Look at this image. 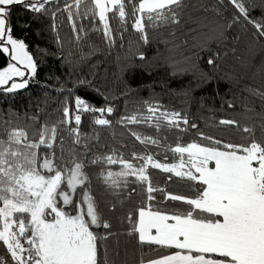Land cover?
I'll return each mask as SVG.
<instances>
[{
	"label": "snow or ice",
	"instance_id": "1",
	"mask_svg": "<svg viewBox=\"0 0 264 264\" xmlns=\"http://www.w3.org/2000/svg\"><path fill=\"white\" fill-rule=\"evenodd\" d=\"M228 3L236 12L227 27L243 19L253 26L257 39H264V16L256 19L250 15L254 5L248 0ZM222 5L223 0H217L212 10L219 14ZM16 6L49 16L61 47L58 29L66 14L70 43L82 60L98 50L92 33L100 34L109 48L117 40L123 41L129 29L144 45L152 42L153 34L167 32L174 38L176 29L188 23L186 9L191 7L186 0H63L62 8L52 5V0H0V55L8 58L7 65L0 68V89L7 93L28 87L38 70L25 40L13 34L11 15ZM223 38V31L213 33L195 46L211 51V42ZM218 58L219 53L210 55L207 64L216 67ZM139 59L146 60L143 51ZM173 66L180 70L175 63ZM76 83L91 86L86 79ZM67 91L72 96L71 89ZM249 93L264 105V88H250ZM228 107L235 110L238 105ZM239 107L249 115L218 121V126L231 130L232 138L227 139L202 131L187 113L169 110L158 100L143 101L131 110L126 106L115 123L124 125L145 146L144 153L133 152L131 159L115 149L88 158L91 149L89 134L81 131L83 116L92 115L95 135L91 138L98 139L96 126L113 127L109 117L116 109L111 104L95 107L75 95L63 102L61 119L45 120L38 127L36 116L24 126L6 121L8 127L0 135V264H109L106 242L116 234L93 192L89 166L100 168L98 176L105 191L128 200L133 195L142 197L124 217L130 223L127 234L152 252L170 250L164 255L144 254L138 264H264V113L255 112L243 101ZM129 125H146L158 134L195 130V138L181 142L177 135L171 147L162 145L166 135L144 136ZM65 132L72 145L67 153ZM81 144L83 149L77 151L75 146ZM149 144L166 147L173 162H161L148 150ZM163 159L168 160L167 153ZM110 165H119V171L106 167ZM150 169L170 174L167 180L179 183L185 191L159 187ZM115 209L112 204L109 211Z\"/></svg>",
	"mask_w": 264,
	"mask_h": 264
},
{
	"label": "trees",
	"instance_id": "2",
	"mask_svg": "<svg viewBox=\"0 0 264 264\" xmlns=\"http://www.w3.org/2000/svg\"><path fill=\"white\" fill-rule=\"evenodd\" d=\"M186 3L191 5L186 9L185 19L188 23L176 29L174 38L167 32L162 35L153 34L152 42L144 45L138 42L137 34L129 29L123 41L117 40V45L109 48L100 34L92 33L91 39L98 50L84 60L70 43L72 34L66 14L62 26L58 29L60 37L63 38L61 47L57 42L56 33L51 30L52 21L49 16L33 14L19 6L14 7L11 15L13 34L25 40L28 50L37 60L38 70L36 77L30 79L25 89L11 93L0 89V135L8 127L6 121H11L12 126H24L31 123V117L36 116L38 127L39 123L45 120L51 122L61 119L59 110L62 109L63 102L80 95L95 107L111 104L116 109L109 117L114 122L113 127L96 126L98 139L91 138L95 135L91 126L92 115L84 114L81 131L89 134L87 142L91 151L88 158L108 154L113 149L128 159H131L133 152L144 153L145 146L136 141L124 125L115 123L125 113L126 106L131 110L139 107L143 101L158 100L169 110L187 113L189 119L197 123L202 131L231 139V130L226 126H218V121L222 118L243 119L249 115L239 107L242 101L253 107L255 112L264 113V105L259 98L249 93L250 88H264V39H257L253 26L243 19L232 27H227L236 12L228 0H223L219 14L212 10L217 6V0H186ZM248 3L254 5L250 13L252 17L259 19L264 16V0H248ZM52 5L62 8L63 0H52ZM204 8L209 10L205 12ZM57 23H60L59 19ZM189 28L196 31L189 32ZM221 31L224 32V38L221 41H212L211 51L200 50L195 46L206 35L211 36ZM88 50L85 46L84 51ZM140 51L144 52L145 61L139 59ZM216 53H219L218 64L213 67L207 64V59ZM7 62L8 58L0 55V68L5 67ZM174 63L180 70L174 68ZM204 76L209 78L208 82L203 80ZM80 79L90 81L91 86L77 85L76 82ZM68 89H71L72 96L69 95ZM230 103L238 107L233 110L228 107ZM128 128L153 138L166 135L167 139H162V145L171 147L175 146L177 135L181 137V142L195 138V130L187 134L178 130L158 134L154 128L146 125H129ZM63 134L66 138L64 148L67 153L72 147L71 138L66 132ZM75 148L81 151L83 145H77ZM147 148L155 153L161 162H173V156L166 147L149 144ZM164 153L168 155L167 161L163 159ZM106 167L119 171V165ZM87 171L92 179L93 192L100 201V208L112 225L111 231L116 234L106 242L109 264H138L144 254H167L170 251L168 249L160 248L152 252L148 246L141 247L133 236L127 234L130 223L124 217L128 211L140 204L142 197L133 195L128 200L126 196L105 191V186L98 176L100 168L89 166ZM150 175L153 182L161 188L174 192L185 191L179 183L173 184L167 180L170 175L168 173L150 169ZM134 179L130 178V181ZM173 180L178 178L173 177ZM134 186L138 192L141 191L139 185ZM124 191L127 193L128 189ZM156 196L159 201L160 193ZM171 203L168 205L170 210ZM112 204L116 205V209L109 211Z\"/></svg>",
	"mask_w": 264,
	"mask_h": 264
}]
</instances>
